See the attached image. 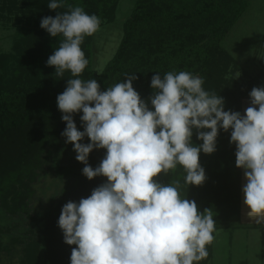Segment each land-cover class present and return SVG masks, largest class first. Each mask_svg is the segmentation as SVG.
Instances as JSON below:
<instances>
[{
	"label": "clouds",
	"instance_id": "clouds-1",
	"mask_svg": "<svg viewBox=\"0 0 264 264\" xmlns=\"http://www.w3.org/2000/svg\"><path fill=\"white\" fill-rule=\"evenodd\" d=\"M62 6L57 0L48 3L52 10ZM100 25L97 15L80 6L40 22L51 37L63 36L47 65L56 76L67 71L75 77L57 96L66 123L61 135L85 165L84 176L107 178L87 198L62 207L58 226L64 242L76 246L70 264H198L214 240L211 210L201 213L194 200L182 199L179 181L161 184L154 177L180 165L185 184L201 186L207 177L200 153H214L220 129L231 130L236 167L245 169L247 215L264 222V87L252 88L251 106L241 115L225 111L223 97L205 91L202 77L157 73L151 79L150 110L133 87L135 74L104 91L96 79L78 78L89 64L81 44ZM80 112L83 131L73 119ZM193 129L202 141L198 146L192 143ZM85 137L87 144L81 143ZM93 149L106 150L95 169L88 164Z\"/></svg>",
	"mask_w": 264,
	"mask_h": 264
},
{
	"label": "trees",
	"instance_id": "trees-1",
	"mask_svg": "<svg viewBox=\"0 0 264 264\" xmlns=\"http://www.w3.org/2000/svg\"><path fill=\"white\" fill-rule=\"evenodd\" d=\"M50 2L0 0V17L12 16L17 23L11 51L0 53V142L10 139L13 143H27L31 151L43 138L49 143L56 138L62 144L66 142L61 135L66 123L62 121L57 96L67 87V79L75 78L67 71L63 77L56 76L55 68L47 65L48 57L59 47L63 36L51 37L40 27L42 18L68 12L69 6H80L89 15L109 22L114 18L118 0H57L63 6L56 10L49 9ZM246 5V0H135L123 20L119 45L100 72L91 65L92 36L85 37L81 48L89 64L78 78L96 79L104 91L123 82L126 75L135 74L134 89L154 110L150 100L155 92L151 87L152 76L187 71L203 78L205 91L223 97L225 111L240 112L232 90L234 81L224 76L236 62L221 46V40ZM263 72L252 79L248 88L254 87ZM82 114H73L78 130L83 127ZM230 137L231 130L220 129L216 151L200 153L199 162L207 177L201 186L185 184L186 173L180 165L154 177L161 184L179 181L180 197L194 200L201 213L210 209L217 223L236 213L239 205L240 173L235 164L236 146L230 143ZM192 143L202 144L195 129ZM105 154V149H93L88 164L95 169ZM17 163L18 159H12L0 147V196L5 183L13 184ZM84 166L80 163L78 168L59 170L63 175L70 174L71 179L58 204L47 213L42 226L37 227L41 238L37 236L26 244V264H70L71 251L76 246L64 242L58 226L62 207L69 201L78 203L107 182L103 176L89 180L82 173ZM206 247L209 252V245Z\"/></svg>",
	"mask_w": 264,
	"mask_h": 264
},
{
	"label": "rangeland",
	"instance_id": "rangeland-1",
	"mask_svg": "<svg viewBox=\"0 0 264 264\" xmlns=\"http://www.w3.org/2000/svg\"><path fill=\"white\" fill-rule=\"evenodd\" d=\"M134 1L118 0L113 20H101L100 29L92 35L91 65L96 72L115 53L123 34V20ZM246 1L245 10L221 40V46L236 62L224 76L234 81L232 90L241 115L251 106L249 93L253 87H248L252 79L264 70V0ZM16 27L12 16L0 17V53L11 51ZM254 87H264V74ZM83 130L84 127L80 129ZM40 142L33 151L27 143H13L10 139L0 142L12 159H18L13 184L5 183L0 196V264H26V244L37 236L41 238L37 227L42 226L47 213L58 204L71 179L70 174L63 175L59 170L78 168L81 163L75 159L77 153L71 143L62 144L58 138L51 143L44 138ZM89 142L87 137L81 141ZM238 170L237 212L216 222L208 256L198 264H264V222L257 223L248 217L250 209L244 203L243 193L247 183L245 169Z\"/></svg>",
	"mask_w": 264,
	"mask_h": 264
}]
</instances>
